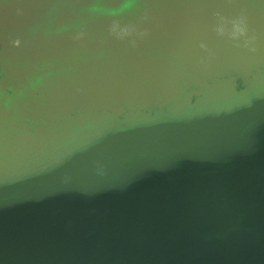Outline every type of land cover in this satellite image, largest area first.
Instances as JSON below:
<instances>
[{
  "label": "water",
  "instance_id": "95a60500",
  "mask_svg": "<svg viewBox=\"0 0 264 264\" xmlns=\"http://www.w3.org/2000/svg\"><path fill=\"white\" fill-rule=\"evenodd\" d=\"M0 264H264V0H0Z\"/></svg>",
  "mask_w": 264,
  "mask_h": 264
}]
</instances>
